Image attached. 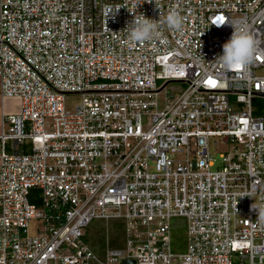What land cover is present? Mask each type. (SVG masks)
I'll return each mask as SVG.
<instances>
[{
    "label": "built area",
    "instance_id": "built-area-1",
    "mask_svg": "<svg viewBox=\"0 0 264 264\" xmlns=\"http://www.w3.org/2000/svg\"><path fill=\"white\" fill-rule=\"evenodd\" d=\"M170 10L181 30L127 42ZM239 19L256 50L229 70L215 58ZM0 108V264H264V0H0ZM210 138L231 150L215 161Z\"/></svg>",
    "mask_w": 264,
    "mask_h": 264
},
{
    "label": "clouds",
    "instance_id": "clouds-1",
    "mask_svg": "<svg viewBox=\"0 0 264 264\" xmlns=\"http://www.w3.org/2000/svg\"><path fill=\"white\" fill-rule=\"evenodd\" d=\"M161 23L166 24L169 29L181 30L183 17L175 10H170L162 21L145 18L144 16L134 17L126 27L127 42L135 44L151 41L160 35L159 27ZM230 25L232 27L231 35L222 44L221 53L215 59L226 69H242L252 62L257 42L251 35L247 22L243 19L236 20ZM253 207L258 210L257 217L262 218L259 209Z\"/></svg>",
    "mask_w": 264,
    "mask_h": 264
},
{
    "label": "rangeland",
    "instance_id": "rangeland-1",
    "mask_svg": "<svg viewBox=\"0 0 264 264\" xmlns=\"http://www.w3.org/2000/svg\"><path fill=\"white\" fill-rule=\"evenodd\" d=\"M183 85L180 83L170 82L167 84L166 89L160 93L158 96V102L161 103L163 97L166 93L175 92L182 89ZM81 102L80 94L67 93L63 98V107L66 111H73L75 106ZM19 107V100L13 96L3 98V110L6 114L15 113ZM1 113V108H0ZM7 129V123H4V130ZM213 141L216 142L213 145ZM231 150V145H225L220 140L216 138H210V151L213 153L215 161L218 160V154L223 151ZM181 158V157H180ZM100 221H95L90 227L86 229V238L90 239L91 236H95L96 227L99 225ZM171 251L173 253H181L185 251L186 241H185V226L184 220L181 218L172 219V229H171Z\"/></svg>",
    "mask_w": 264,
    "mask_h": 264
},
{
    "label": "trees",
    "instance_id": "trees-1",
    "mask_svg": "<svg viewBox=\"0 0 264 264\" xmlns=\"http://www.w3.org/2000/svg\"><path fill=\"white\" fill-rule=\"evenodd\" d=\"M34 192H36V190H34ZM30 202L35 203L37 205H39L40 203L38 198H33V193L32 196L30 195ZM107 227H108V234L110 236V244L112 246L119 247L120 242L118 239V235L120 232V222L116 220L110 221ZM104 228H105L104 225L99 223V225L96 227L95 236L90 237L89 243L92 246V248L96 251L100 249L102 236L104 234Z\"/></svg>",
    "mask_w": 264,
    "mask_h": 264
},
{
    "label": "water",
    "instance_id": "water-1",
    "mask_svg": "<svg viewBox=\"0 0 264 264\" xmlns=\"http://www.w3.org/2000/svg\"><path fill=\"white\" fill-rule=\"evenodd\" d=\"M123 262L124 263H127V264H133V261L132 260H128V259L127 260H124Z\"/></svg>",
    "mask_w": 264,
    "mask_h": 264
},
{
    "label": "snow or ice",
    "instance_id": "snow-or-ice-1",
    "mask_svg": "<svg viewBox=\"0 0 264 264\" xmlns=\"http://www.w3.org/2000/svg\"><path fill=\"white\" fill-rule=\"evenodd\" d=\"M221 19V18H218V20Z\"/></svg>",
    "mask_w": 264,
    "mask_h": 264
}]
</instances>
